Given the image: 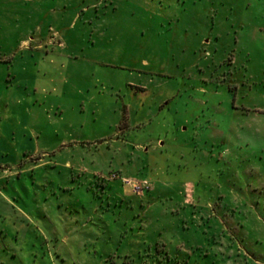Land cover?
<instances>
[{"label": "rangeland", "instance_id": "obj_1", "mask_svg": "<svg viewBox=\"0 0 264 264\" xmlns=\"http://www.w3.org/2000/svg\"><path fill=\"white\" fill-rule=\"evenodd\" d=\"M0 264H264V0H0Z\"/></svg>", "mask_w": 264, "mask_h": 264}, {"label": "built area", "instance_id": "obj_2", "mask_svg": "<svg viewBox=\"0 0 264 264\" xmlns=\"http://www.w3.org/2000/svg\"><path fill=\"white\" fill-rule=\"evenodd\" d=\"M117 179H121L123 186L126 188L127 187L130 188L131 192H133L134 195H142L145 191V187H144L145 185L139 181L131 180L126 177H120L115 173L110 175L109 180H117Z\"/></svg>", "mask_w": 264, "mask_h": 264}]
</instances>
